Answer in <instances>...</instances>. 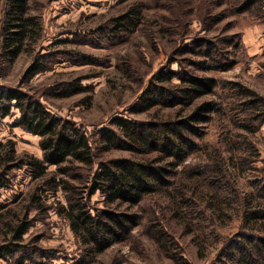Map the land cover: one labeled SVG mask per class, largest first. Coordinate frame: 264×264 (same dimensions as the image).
Segmentation results:
<instances>
[{
  "label": "trees",
  "instance_id": "trees-1",
  "mask_svg": "<svg viewBox=\"0 0 264 264\" xmlns=\"http://www.w3.org/2000/svg\"><path fill=\"white\" fill-rule=\"evenodd\" d=\"M36 1L0 0L1 60L14 61L28 46L35 49L22 84L55 63L52 52L37 48L42 19L32 13ZM116 3L125 4L88 31L92 39L96 33L124 40L143 25L148 41L159 51L166 49L164 40L172 45L169 66L153 71L130 110L153 111L144 119L117 114L107 125L88 131L53 112L43 100L86 91L84 76L47 87L0 85V118L16 110L12 124L39 136L42 153H18L13 139L0 141V199L17 169H25L36 181L21 210L10 213L12 218L7 211L13 207L0 212V232L5 230L0 260L42 264L51 256L40 244L24 242V235L33 223L30 214L48 208L44 195L62 190L64 201H58L55 210L79 242L76 259L63 264H90L111 245L130 243L137 229L174 264H192L177 233L189 234L199 254L214 248L212 264H264V159L253 141L264 124V96L240 82L209 75L228 69L234 63L233 48L240 44L234 34L210 31L227 12L248 26L264 24V0ZM150 9L160 15L156 28L146 18ZM194 22L199 29L191 35ZM174 62L177 68L170 67ZM220 88L226 92L219 95ZM159 108L171 112L162 115ZM211 122H219L213 138L205 131ZM114 150L129 154L110 156ZM230 162L254 177L242 184ZM96 192L100 205L92 206ZM222 224L236 230L221 234L217 229Z\"/></svg>",
  "mask_w": 264,
  "mask_h": 264
},
{
  "label": "rangeland",
  "instance_id": "rangeland-1",
  "mask_svg": "<svg viewBox=\"0 0 264 264\" xmlns=\"http://www.w3.org/2000/svg\"><path fill=\"white\" fill-rule=\"evenodd\" d=\"M196 2L197 0H193L194 5ZM124 4L116 3V0H37L32 7V13L40 15L42 19V36L37 48L43 52H52L55 63L52 69L22 84L21 75L32 61L35 49L28 46L14 61L7 59L3 62L0 57V85L23 89L27 86L47 87L52 82L69 80L80 74L84 76L82 83L88 85L89 89L66 97H46V101L43 100L53 112L72 119L88 131L107 125L117 114L144 119L153 109L142 112L130 110L136 106L153 71L169 66L173 56L172 52L168 55L172 48L171 43L164 40L166 51H159L148 41L143 25L124 40H108L98 37L96 33L92 34L97 38L92 39V35L88 34V31L95 28L101 20L121 11ZM224 5L222 3V6ZM214 7L216 10L220 8L216 3ZM146 18L152 20L151 27L156 28L160 15L156 10L150 9L146 13ZM191 28L192 35L197 33L199 25L194 22ZM220 31L234 34L235 40L240 44L238 48H233L231 59L234 63L226 70L212 72L209 75L222 80L240 82L264 96V24L248 26L244 21L235 20L233 15L227 12V16L210 31V34H217ZM79 51L89 55V58L82 57ZM123 64L130 68L129 72L124 71ZM170 67L177 68L176 62ZM223 92L226 90L220 88L217 93L220 95ZM216 99L221 102L220 96ZM13 112L15 113L0 118V141L13 139L18 153L29 152L41 157L39 136L14 126L12 122L17 111ZM167 112L171 110L167 108L158 110L162 115H166ZM221 120L228 129L227 116H223ZM218 126L219 122H211L205 126L207 136L213 138L214 134H217ZM253 141L260 150L261 158L264 159V124L253 135ZM128 154L129 152L125 150L109 152L110 156ZM229 168L244 185L254 177L252 173H242L231 162ZM35 185L36 181L25 169H17L12 186L2 191L0 212L13 207L14 210L7 211L9 214L7 218H12L14 215L10 213L21 210L22 203L26 201ZM49 191L46 193L48 196L43 197L48 208L44 212L30 214L33 223L24 235V242L37 243L47 249L51 256L43 258L42 264H63L76 259L79 242L67 221L55 210L58 201H64L62 190L55 193ZM100 198V194L96 192L91 197L90 205H100ZM2 205L5 206L1 208ZM235 230V227L223 224L217 229L221 234H232ZM4 234L5 230L0 232V240ZM135 236L130 243L111 245L90 264H174L156 249L155 244L142 235L140 230H136ZM177 236L183 243L184 255L192 264H212L214 248L208 247L199 254L189 234L177 233ZM0 264H13V261L1 259ZM25 264L32 263L26 261Z\"/></svg>",
  "mask_w": 264,
  "mask_h": 264
}]
</instances>
